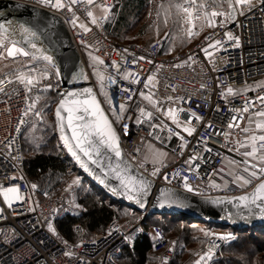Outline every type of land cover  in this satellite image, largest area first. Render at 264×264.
Returning a JSON list of instances; mask_svg holds the SVG:
<instances>
[{"label": "built area", "instance_id": "1", "mask_svg": "<svg viewBox=\"0 0 264 264\" xmlns=\"http://www.w3.org/2000/svg\"><path fill=\"white\" fill-rule=\"evenodd\" d=\"M16 1L46 9L63 19L82 58L86 81L96 89L109 118L114 121L111 108L118 109L117 102L126 105L121 123H114L124 153L157 184H167L195 195L212 196L250 191L264 179L261 175L245 186L237 180L240 175L248 176L243 171V161L248 158L242 155L247 148L241 146L248 143L245 137L264 134L255 128V114L264 111V85L255 86L257 81L264 79V5L258 0H252L255 6L251 9H238L234 21L217 16L214 27L209 26L202 12L197 16L194 11L191 24L183 13L186 35L193 44L170 53L162 51L167 44L165 36H158L148 43L123 41L112 36L108 30L109 18L102 19L104 13L100 5L108 4L112 8L115 0H94L92 6L73 4L72 11L67 7L47 6L40 0ZM63 2L67 5L69 0ZM200 2L196 0L197 4ZM203 2L208 5V12L227 11L226 2L222 5L219 0L215 4L213 0ZM183 6L189 5L185 2ZM89 10L98 18V24L91 23L87 15ZM73 13L77 17L75 23ZM81 24L89 31L85 32ZM189 27L196 33L191 37L187 34ZM225 33L238 36L239 45ZM92 57H100L104 63L100 66ZM42 64L37 71L29 73L36 79L30 90L15 78L22 73L0 77V187L15 185L19 195L24 197L14 200L9 207L0 195V208L4 209L0 219V264H123L118 257L126 248H133L136 239L148 232L146 224L152 212L147 208L129 207L128 219L111 221L105 232L95 236H89L85 226L76 224L74 242L57 230L58 236L53 235L47 227L48 221L55 227L56 221L72 214L79 203L75 200L76 185L63 177L57 184L47 179L40 185L26 174L23 135L31 123L45 121L48 104L52 100L57 103L68 88L61 75H55L56 69L45 61ZM46 67L49 75L44 77L42 72ZM97 72L104 76L103 93L106 96L101 93L100 82L94 74ZM109 76L114 83L109 82ZM149 76L153 77L151 81H148ZM48 85L52 87L49 89ZM251 86H254L252 90L236 93L238 88ZM228 87L234 91L227 93ZM48 91L50 98L46 96ZM141 92L157 103L154 105L145 99ZM129 96L131 100L127 99ZM30 105H33L31 110ZM245 107L247 112L243 111ZM141 108L151 112L152 118L141 117ZM168 109L179 110L180 127L165 115ZM250 117L253 126L247 134L244 129ZM137 118L141 120L139 124ZM125 124L127 128L123 126ZM183 126L195 131L189 135ZM148 143L165 149L173 159L160 165L143 162L142 153ZM193 156L197 158L186 163ZM227 158L233 162L231 172H228ZM154 167L159 169L156 175L152 174ZM184 177L188 178L191 191L184 187ZM33 184L37 187L33 188ZM110 228L113 229L111 234ZM149 230L153 248L158 253L156 264H165L164 257H168L166 264H172L176 240L172 241L158 224L151 225ZM228 233L234 239L220 238ZM238 235L232 229L209 230L204 245L188 264H196L209 250L210 258L203 264H211L210 259L219 255L224 246L236 241ZM125 236H131L132 240H125ZM68 251L75 255H66Z\"/></svg>", "mask_w": 264, "mask_h": 264}, {"label": "snow or ice", "instance_id": "2", "mask_svg": "<svg viewBox=\"0 0 264 264\" xmlns=\"http://www.w3.org/2000/svg\"><path fill=\"white\" fill-rule=\"evenodd\" d=\"M40 2L42 4L57 9L67 7L69 11H72L73 4L84 3L88 6H92L94 0H69V3L67 5L63 2V0H55L54 3L53 0H40ZM186 2L189 6L185 7L177 3L175 7L178 11H182L187 16L189 24H191L192 22L193 14L195 11L197 16L199 15V13L202 12L209 26L213 27L215 26V18L217 16H223L229 20L234 21L236 19V13L238 9L245 7L251 9L255 6L252 3V0H219V3L221 5L224 2L227 3V11L212 10L211 12H208L206 10L208 5L203 2V0H201L199 4L196 3V0H186ZM217 2L218 0H213L214 4ZM258 3L264 5V0H258ZM100 7L102 8L104 13L102 19H108L111 6L108 4H103L100 5ZM240 14L242 15L243 12L241 11ZM87 15L91 18L92 24L99 23L98 18L93 14L91 10L87 12ZM76 20L77 17L75 13H73V22L75 23ZM221 23H223V21H221ZM21 27L22 32L24 34L23 38L25 41L31 42L37 38V32L34 31L31 27H24L23 25ZM80 27L83 28L85 32L89 31L88 27L84 24H81ZM6 31L7 30L5 29L4 25L0 24V48L4 49L3 51H0V57H3L6 52L7 57H15L19 53L20 55L26 57L31 56L32 59L36 61L43 60L47 62L48 66L56 69L55 75L59 77L60 70L56 67L54 57L47 54V50L45 49H37L35 43H31V48L35 49L36 52L25 51L24 48L17 47V42L15 41L11 42L10 46L5 47ZM187 34L191 37L196 33L192 31L191 27H189ZM225 35L228 37V39L235 40L236 45H239L240 39L238 36L233 37L230 33H225ZM215 43L218 44L219 42L216 41ZM36 53H39V55H37ZM89 55L91 56V53ZM92 59L98 62L99 64L104 63L100 57H92ZM133 63H135V60L133 61ZM113 64H115V62H113ZM94 74L97 75V78L100 82V90L101 93H103L104 76L98 72ZM48 75L49 71L48 67H46L42 72V76L47 77ZM15 78L21 83H24L28 90H30L31 86L36 83V79L30 74L26 76L22 73ZM81 78L87 79V77L82 72L73 73V81ZM152 79V76L148 77V81H151ZM108 80L109 82L114 83L111 76L108 77ZM0 83H2V81H0ZM145 83L147 86V82ZM51 87V85L47 86V88L49 89ZM233 91L234 90L231 87H228L226 89L227 93H232ZM103 94L105 96L107 95L106 93ZM140 95L145 97V99H149V101L154 105L157 103L156 101H152L150 97L145 96L144 92H141ZM81 96H83V99L80 98ZM127 99L131 100L132 97L129 96ZM34 103L35 102H33V105ZM33 105H30V110ZM125 111L126 105L124 103H121L118 109L115 107L111 108V113L114 117V121L109 120L108 116L104 113L103 109L101 108L100 102L97 100L96 94L93 92V90L91 88H84L68 92L65 98L60 100L59 105L56 108L55 114L57 118V126L60 129L61 139L63 140L65 147L67 148L71 156L77 161V163L84 169V171L95 176L96 180H98L100 184L105 185V187H107L109 191L113 193H118L121 196H125L129 200H134L141 208H143L144 203H142L141 201L147 195L148 190L151 186V181L143 177L136 179L131 176L130 172L128 171L131 165L124 161L122 158V152L119 146V134L117 133L114 127V123H121L122 116ZM178 111L179 110L176 109H168L165 115H167L173 121V123L177 124V126L180 127L181 125L177 115ZM243 111L247 112L248 108L245 107ZM62 112L66 115H62ZM139 112L141 117L146 116L148 119L152 118L153 114L151 112H145L143 108H141ZM36 115L39 116L40 113L37 112ZM255 115L257 117L255 128L261 133H264V111L257 112ZM196 119L202 118L196 117ZM233 119H235V117ZM65 120L67 122L66 127L71 130V137L65 135ZM140 122V118H137L136 123L139 124ZM123 126L127 128L126 124ZM231 126L233 125L230 124V127ZM183 127L184 131L187 132L189 135H191L195 131L194 128L188 126ZM168 131L171 133L172 130L169 128ZM244 132H249V129L245 128ZM176 135H179V133L177 132ZM157 139H159V137H157ZM245 140L248 141V143L241 146L245 148H250V151H245L243 155L250 159H246L245 161H243V163L245 164V168L243 169V171L248 173V176L245 177L244 175H240L237 177V180L241 182V186L250 185L253 183V180H255L261 175H264V134L256 135L254 133L250 137L246 136ZM149 147L151 148V146ZM181 147H183V145H181ZM105 151H110L111 153H114V156L117 161L115 164L112 163L111 157H109V163L107 166H105L104 163L101 162V158L105 155ZM165 155L166 153H163L158 149L154 150L152 152L153 164L155 165L161 163ZM196 158L197 157L195 156L190 157L189 161H186V163H191V161L195 160ZM253 161H255V163ZM90 165H95L97 167L93 168ZM158 170V168L154 167L152 174L156 175ZM98 172L99 174H97ZM112 174H114L116 179L120 181L118 187H113L105 179V177ZM165 179H167V176H165ZM183 179L185 181L184 187L191 191V186L187 183L188 178L184 177ZM79 183V177H76L72 180V184ZM32 187L36 188L37 186L33 184ZM69 188H71V185H69ZM0 195L3 196L4 202L9 207H11L14 200L18 201L24 199V197L19 195L18 189L15 185L7 188L0 187ZM229 199L238 200L239 205H243L244 208L250 210H258L260 215L264 216V180H260V182L255 185V188L251 193H245L244 195H241L238 198H223V200ZM223 200L218 198L213 200L212 203L219 204L222 203ZM166 202L180 203V201L174 199L172 195H162L161 203L163 204ZM76 207H79V205H76ZM3 211L4 209L0 208V219L3 218ZM53 211L55 212V210ZM47 227L53 235L58 236V233L56 232V229L51 221H48ZM112 231L113 229L110 228L109 234H111ZM157 235H159V233H157ZM124 238L127 241L132 240L131 236H125ZM220 238L224 240L234 239L231 233L221 236ZM64 243L67 244L66 241ZM81 243H83V241H81ZM210 253L211 250L205 252L204 255L199 260H197L196 264H203V261L205 259L210 258ZM65 254L68 256L75 255V253L72 251H68ZM167 260L168 257H164L165 264Z\"/></svg>", "mask_w": 264, "mask_h": 264}, {"label": "trees", "instance_id": "3", "mask_svg": "<svg viewBox=\"0 0 264 264\" xmlns=\"http://www.w3.org/2000/svg\"><path fill=\"white\" fill-rule=\"evenodd\" d=\"M152 1H154L153 5L148 3L149 0H115L113 6L115 17L109 21V33L120 40L129 41L123 38L128 34L131 35V32L135 38L142 37L147 30L150 29V32H154V27H158L160 34H164L163 36L167 39V44L162 51L170 53L192 45L193 42L182 33V20L175 7L177 3L182 5L185 0ZM128 15L135 19L133 24L128 22ZM137 25L138 27H136ZM178 39L183 42L180 45H175ZM253 87L246 89L247 91L252 90ZM50 94L49 91L46 93L47 98L51 97ZM55 103L56 100H52L48 105L54 106ZM50 118L53 121L51 123L47 122ZM45 120L47 121L39 123L40 127L37 133H40L41 137L43 136L39 142L29 141L23 135L26 174L31 180L43 185L47 179H50L54 184L58 183L60 177L67 180L74 171H77L83 176L84 183H86L82 188H78V211L75 214L59 218L55 223L56 230L69 241L74 242V226L76 224H82L87 229L89 236H95V234L105 232L111 221L128 219L130 217L129 206L107 196L77 168L60 141L54 114H48ZM153 224L160 225L170 239L178 238L179 243L172 264H188L195 257L198 249L204 245L206 241L204 233L209 229L218 230L219 227L236 230L239 235L236 241L224 246L221 253L213 258V264H264V225L248 229L232 228L182 215L163 213L149 215L146 224L148 232L136 239L133 248H126L122 252L118 257L121 263L155 264L158 253L153 248V236L149 230ZM252 247L254 249L248 253L247 249L250 250ZM246 252L247 259L241 258L240 255L246 254Z\"/></svg>", "mask_w": 264, "mask_h": 264}, {"label": "water", "instance_id": "4", "mask_svg": "<svg viewBox=\"0 0 264 264\" xmlns=\"http://www.w3.org/2000/svg\"><path fill=\"white\" fill-rule=\"evenodd\" d=\"M0 24H3L5 29L7 30L5 36L9 40H11V42H17V47L24 48L25 51L36 52L35 49L31 48V43H35L37 49H45L47 50V54L54 57L55 64L60 70L62 81L64 85L68 87L64 94L57 101L54 108L56 128L60 141L69 156L75 162L78 169L83 173V175L92 183H94V185H96L107 196L138 210L147 208L152 213L182 215L187 218L221 224L232 228L248 229L251 227L264 225V216H261L258 210H250L244 208L243 205H239L238 200H223V198L225 197L238 198L245 193H251L254 190L255 186L250 191L233 195L221 194L212 196H200L167 184H157L151 177L142 172L126 156L120 144V136L119 146L122 152V158L124 161L131 165L128 170L131 176L136 179L143 177L151 181V186L148 190L147 195L141 201L142 203H144L143 208H141L134 200H129L125 196H121L118 193L109 191L108 188L105 187V185L100 184L99 181L96 180L95 176L88 172H85L84 169L71 156V154L65 147L63 140L61 139L60 129L57 126V118L55 114L56 108L59 105L60 100L64 99L68 92L76 89L91 88L96 94L97 100L100 102L96 89L91 83L87 82L86 79L81 78L73 81V73L82 72L84 75H86V71L79 51L70 36L67 25L59 15L53 12L16 0H0ZM22 25L24 27H31L34 31L37 32V38L34 41L27 42L24 40V34L21 27ZM36 54L39 55V53ZM19 56L23 55H20L18 53L15 57ZM80 98L83 99V96H81ZM100 106L103 109L104 113L108 116L101 102ZM62 115L66 114L62 112ZM109 120L111 119L109 118ZM64 123L65 135L71 137V130L66 127V120ZM109 157L112 158L113 164L117 162L114 153L105 151V155L101 158V162L104 163L105 166H107L109 163ZM90 166L93 168L97 167L95 165ZM97 174H99V172ZM105 179L113 187L119 186L120 181L116 179L114 174L108 175L107 177H105ZM162 195H172L173 198L179 200L180 203L166 202L162 204ZM218 198L223 200V202L219 204L212 203L213 200Z\"/></svg>", "mask_w": 264, "mask_h": 264}, {"label": "rangeland", "instance_id": "5", "mask_svg": "<svg viewBox=\"0 0 264 264\" xmlns=\"http://www.w3.org/2000/svg\"><path fill=\"white\" fill-rule=\"evenodd\" d=\"M152 2H154V1L149 0L148 3L151 4ZM185 2H186V0L184 1V3L182 5H184ZM151 5H153V3ZM117 9L119 10V8H117ZM152 11H154L153 8H152ZM114 12H115L114 11V8L112 10H110V13H109V21H112L114 19V17H115L114 16ZM178 14L180 15V19L182 20L181 21V24H182V27H181L182 33L186 36V31H185V27H184V24H183V18H182L183 12L182 11H178ZM127 20L131 24H133L134 21H135V19H133V17L131 15L130 16L128 15ZM137 22H139V20H137ZM136 27H138V25ZM124 29H126V26H124ZM135 31H133V32H135ZM150 31L151 30L149 29V30H147V32H146V34L144 36H142V37H136V38H135V35H132V32H131V35L128 34L123 39L124 40H137V41H141V42H144V43H148L151 40H153L155 37L163 36L164 35V34H160V30H159L158 27H154V32H150ZM123 33H125V32H123ZM186 38H187V36H186ZM182 42H183L182 40L178 39L175 45H180ZM10 43H11V40H9L6 37L5 47L9 46ZM3 50H4L3 48H0V51H3ZM42 61L43 60H40V61L33 60L31 56H27V57L20 56V57H17V58H11V57H7V53L5 52V55L3 57H0V77L1 76H5L7 74H14L15 75V74H18V73H23V74L33 73L34 71H37V68H41V66L43 65L42 64ZM95 63L98 64V65H100L96 61H95ZM260 85H264V79H261V80L257 81L256 84H255L256 87L257 86H260ZM246 91H247L246 88H238V89H236V93L246 92ZM55 105L48 107V111L46 113V119H47L48 114L49 115L54 114ZM54 119H55V116H54ZM46 121L47 120H45V122ZM47 122L51 123L53 121L50 118ZM39 127H40L39 123H37V122L31 123L27 127V129H26V131L24 133V138H27L29 141H33V142L38 141L39 142V140L43 137V136L41 137L40 133H37ZM242 155H243V153H242ZM143 157H144V155H142V159H143ZM226 163H229L231 165L233 164V162L229 158L226 159ZM76 177H79L80 178V183L79 184H75L76 185L75 200H76V202H78V192H79V189L78 188L79 187L82 188V186L83 185H86V183H84L83 176L80 175L77 171L76 172L74 171V173H72L67 178V181L72 182V180L74 178H76ZM58 181H59V179H58ZM77 205H79V204H77ZM78 208L79 207H76L73 210L72 214H75L78 211ZM220 229H224V228L223 227H219V230ZM207 232H208V230H207ZM207 232H205L204 234H206ZM95 235H99V234H95ZM171 240L172 241H175L176 240V248H177L178 243H179L178 240H177V237H175L174 239H171ZM252 249H254V248L252 247L250 250L247 249L248 253H249V251H252ZM240 257L247 259V257H248L247 252H246V254L240 255ZM157 258H158V255L156 256V262H157ZM212 260H213V258L210 259L211 264H213L212 263ZM156 262H155V264H156Z\"/></svg>", "mask_w": 264, "mask_h": 264}, {"label": "crops", "instance_id": "6", "mask_svg": "<svg viewBox=\"0 0 264 264\" xmlns=\"http://www.w3.org/2000/svg\"><path fill=\"white\" fill-rule=\"evenodd\" d=\"M110 10H112V8H111ZM155 38H156V37H155ZM117 105L119 106L120 103L117 102ZM248 121H249V123H248ZM252 126H253V120H251V121H250V119L247 120V122H246V128H248V129L250 130V129L252 128ZM247 134H248V132H247ZM149 146H151V148H150ZM159 147H160V146H158V145H156V144H154V143H148L147 146L145 147L143 153H142V155H144V157H143V159H141V160H142L143 162H150V163L153 164V160H152V152H153L154 150L158 149V150L162 151L163 153H166V155L164 156V158H163V160H162L161 163H158V164H155V165H160V164H163V163H165V162L171 161V160L173 159V157H172V156H171V155H170L165 149H163V148H161V147L159 148ZM246 151H248V148L246 149ZM249 151H250V150H249ZM146 158H147V159H146ZM246 158H247V157H246ZM248 159H250V158H248ZM227 165H228V172H231L232 169H233L232 165L229 164V163H227ZM152 240H153V237H152Z\"/></svg>", "mask_w": 264, "mask_h": 264}, {"label": "flooded vegetation", "instance_id": "7", "mask_svg": "<svg viewBox=\"0 0 264 264\" xmlns=\"http://www.w3.org/2000/svg\"><path fill=\"white\" fill-rule=\"evenodd\" d=\"M20 57V56H19Z\"/></svg>", "mask_w": 264, "mask_h": 264}]
</instances>
